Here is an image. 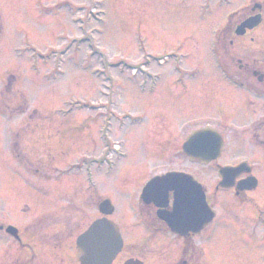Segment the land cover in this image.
<instances>
[{
	"label": "rangeland",
	"instance_id": "374dc122",
	"mask_svg": "<svg viewBox=\"0 0 264 264\" xmlns=\"http://www.w3.org/2000/svg\"><path fill=\"white\" fill-rule=\"evenodd\" d=\"M229 2L231 8L248 0H235L233 5L232 0ZM195 10L185 0H0V222L20 227L33 219L44 223L50 218L65 220L62 209L67 205L88 210L86 218L93 215L87 206L84 180L75 179V184L67 190L65 184L57 183L52 193H48L45 175L31 177L20 160L31 157L34 165L45 172L46 165L50 167L49 160L63 168L79 163L86 155L93 157L102 146L96 131L101 124L98 113H102V118L106 113H115L112 124H121L114 132L121 146L116 156L118 188L108 192V180L103 179L101 197L111 196L116 206L112 217L121 224L125 236L122 256L139 255L148 264H176L183 248L181 240L159 234L144 242L142 229L130 228L129 222L136 219L134 211L131 215L134 192L140 193L144 180L171 168L191 169L201 176L209 170L199 164L190 165L180 146L192 128L208 121L213 109L210 118L215 125L223 126L228 138L223 160L237 161L250 156L254 161L257 151L253 148L256 133L241 131L237 124L243 122L237 116L227 119V124L222 121L226 116L216 111L221 105L214 101L215 89L207 93L213 98L208 109L198 95L172 102L171 108L186 105L192 111L174 112L163 111L162 107L170 106L162 104L166 97L160 89L158 96H152L135 84V80L141 82L148 77V70L152 76L163 72L167 79L176 75L170 63L160 65L159 57L174 47L166 42L167 35L189 29L193 34L201 33L196 28L203 19H195ZM155 32L165 36L152 37ZM204 43L207 42L202 36L186 61L188 67L197 66L200 72L204 69L197 74L198 81L207 75V65H211L212 59L209 46ZM231 51L237 53L239 47ZM166 93L173 98L172 91ZM99 101L103 103L102 110L95 105ZM188 101L193 105L187 104ZM121 112L131 114L135 120L120 116ZM164 124L173 126H166L172 129L167 132L170 140L160 150L158 139L163 142L167 134L146 131L145 126L156 128ZM229 124H235L240 131L230 130ZM145 132L151 136V139L148 137L151 152L144 148L148 144ZM123 163L131 166L133 178H121ZM24 177L41 189V192L34 191L37 195L32 193L28 202L23 196L30 197L29 185L23 186L20 179ZM260 178L261 185L254 196L264 206V173ZM28 203L31 208L26 209ZM217 208L218 217L223 215L222 221L214 224L213 232L208 231L205 243L197 238L194 247L200 246L195 250L198 256H207L211 264H257L258 254L264 264V244L256 247L252 242L242 241L239 218L232 213L226 216L223 209ZM219 220L220 217L216 219ZM228 226H232L231 231L227 230ZM79 228H66L73 229L69 240ZM2 237L0 254L5 253L7 263L14 259L17 248L12 239ZM64 241L66 256L70 257L74 249ZM60 243L58 240L53 245ZM44 249L39 251L44 253ZM61 253L60 249L52 253L53 264H64L56 262Z\"/></svg>",
	"mask_w": 264,
	"mask_h": 264
},
{
	"label": "flooded vegetation",
	"instance_id": "af4514ba",
	"mask_svg": "<svg viewBox=\"0 0 264 264\" xmlns=\"http://www.w3.org/2000/svg\"><path fill=\"white\" fill-rule=\"evenodd\" d=\"M190 1H192L191 4L189 3ZM224 1L227 2V5H225ZM185 2L196 7V12H193L195 19L202 18L203 21L196 28L201 32L200 34H193L191 32L192 29H189L183 32L177 31L165 37L167 38L166 42L174 47L165 50L164 54L159 57V63L160 65L170 63L176 75L167 79L164 78L165 75H163V72L158 71L157 76H152L150 74L151 71L148 70V77L141 82L135 80V84L141 90H144L152 96H158L157 93L160 89V92H162L161 95L166 97L163 98L164 103L162 102V104L170 106L169 108L162 107L163 111L174 110V112L192 111V108L186 105L179 108H171L172 102L175 100L182 102L185 98L190 99L198 95H200L202 102H204L203 104L208 109L212 105L211 101L213 98L209 97L207 93L215 89L217 95L214 101L221 105L216 111L220 116H226L222 121L227 124V119H232V117L237 116L243 122L241 125L237 124L241 128V131H252L256 133V135L253 134L256 141V143H253V148L255 147L257 150L254 156L255 160L252 161L250 156L237 161L223 160L227 149L228 138L222 129L223 126L218 123L215 125L212 118H210L215 111L213 109L211 114L208 115V121L192 128L180 146L190 165L195 166L199 164L200 167H208L209 170L203 171L202 173L204 174L201 176L191 169L171 168L167 171L154 174L144 180L141 188L139 187L140 193L134 192V197L132 196L131 215L133 216L134 211L136 219L130 221L129 226L132 229H142L140 233H142L141 238L144 242L151 241L159 234H168L175 239L181 240L183 242V248L176 264H199V261L201 264H211L210 258L207 256L202 254L200 257L198 256L195 250H198L200 246L194 247V244L198 237L205 243L208 231L213 232L214 224L222 221L223 215L219 216V221H216L219 218V209L217 206L224 210L226 216L232 213L239 218V232L243 237L242 241L247 243L252 242L256 244V247L257 244H264V206L262 201L258 202L259 197L254 196V192L261 185L260 176L264 173V137L260 134H264V0H248L247 3L238 2L237 5L231 8H229V0H185ZM232 3L234 4L235 0H232ZM191 10L193 11V9ZM179 17L182 18L183 14ZM158 36L165 35L155 32L152 37ZM202 36L207 42L204 43L205 46L206 44L209 46L212 59L211 65H207V75L198 81L200 77V75L197 76L200 72L199 67H188L186 61L192 56L196 43L201 41ZM169 45L164 46L169 47ZM237 47H239L237 53L231 51ZM162 61L164 62L162 63ZM202 72H204V69H201L200 73ZM159 79L161 80L158 81ZM166 91H172L173 98L167 96ZM189 103L191 102L188 101L187 104ZM113 104H115V101H113ZM98 109L101 110V107H98ZM162 109L160 108V112ZM98 114L101 115V124L97 127L96 131L99 140L102 142V146L97 153L93 154V157L86 155L80 158L81 161L79 163H74L63 168L49 160L50 167L48 168L46 165L45 172H42L40 167L34 165L33 158L31 157L24 161L20 160L21 165H24V168L27 170L26 173L31 177L39 174L45 175V179L49 185V188H47L48 193L50 191L52 193L53 189H55L53 187L57 183L65 184V190H67L75 184V179L79 181L82 179V182L84 180L82 186L88 194L86 199L88 201L87 206L93 210L94 214L86 218L85 213L88 210L67 205L62 209L63 216L66 217L65 220L50 218L49 222L44 223L41 220L33 219L20 227L17 224L4 223V221L0 222V235L3 236L2 239L9 237L17 248L14 259H10L7 263L4 257L5 253H1V264H53L52 253L58 249L62 251L60 255L61 260L58 257L56 262L82 264L81 257L83 256V252L77 244L78 237L86 232L95 220L104 216L102 212L104 207L102 206V201L105 198H111L108 195L101 197L102 180H108L106 183L108 184V192L118 188V174L115 176L118 168L116 156L121 146L117 145L114 132L121 124H112L113 118L116 116L115 113H112V115L104 114L103 118L102 113ZM119 114L120 116H131V114L123 112ZM256 115H259V118H254ZM132 119L135 120L134 117ZM164 125V127L157 126L156 128L152 125L145 126L146 131L163 132L165 136L167 134L163 142H160L161 139H158L160 150L166 148V142L170 140V135L167 132H170L172 129L166 126H173L172 124ZM206 126L215 128L221 136L222 149L220 156L208 162L202 161L199 158L191 159L183 150V144L190 133ZM240 128H236L235 124H229V129L232 131H240ZM145 135L151 139V136L147 132H145ZM207 136L204 135L208 141L211 143L215 142L213 137ZM77 137L75 135V139ZM149 138L148 141L145 139V142L148 144L144 148L147 151L149 149V152H151ZM75 139L72 138V140ZM194 141H197V139ZM17 158L21 159L20 156H17ZM243 162L245 166L241 172L234 171L236 174H229L227 179H224L223 174L220 172L221 167L227 165L237 166ZM125 164H122L124 166L122 167L121 178L126 177L127 179H131L134 176V172L131 166ZM134 170L136 169L134 168ZM171 170L185 172L201 183L205 190L209 206L215 210L214 218L205 227L198 229L197 220H191V214L189 218L187 213H182L175 220V227L177 229L175 231L170 222L160 216L162 212L164 214L175 212L176 189H168L166 193L158 192V189H151L147 196H142L145 185L153 176ZM251 177H254L255 180H250L249 178ZM20 179L23 186L29 185L27 187L29 188L28 194L30 197L26 198V196H23L26 200L32 198V193L37 195V191L41 192V189L37 188L38 184H33L28 177ZM122 179L121 181L124 183ZM177 184L183 186L186 190H189L192 186L190 179L187 178L180 182L166 181L161 187L165 189L167 186H177ZM251 185L254 186L251 187ZM65 190L63 192L67 193ZM76 191H78V187H76ZM186 193L189 196L186 197L185 201L190 203L193 200L190 194L192 192L186 191ZM19 198H22L20 194ZM134 198L137 200L136 202H134ZM29 204L26 209L31 208ZM51 211L49 210V212ZM115 211L107 214V216L118 224L124 241L121 250L112 260L111 264H141V262L148 264L139 255L122 256L125 247V236L121 229V224L112 217ZM55 226L59 228L55 229ZM68 226L73 229L80 227L75 232V234L77 233L76 235L72 234L71 240H69V233L73 229H66ZM227 230L231 231L232 226H228ZM131 233L133 234V231ZM66 238L67 240L64 241ZM58 240H61L60 244L63 245V248L60 247V244L54 246ZM63 241L69 244L68 247L74 249L70 257L66 256ZM42 247H45L44 253L39 251ZM256 256L258 259L257 264H262V259H260L258 254Z\"/></svg>",
	"mask_w": 264,
	"mask_h": 264
},
{
	"label": "water",
	"instance_id": "95a60500",
	"mask_svg": "<svg viewBox=\"0 0 264 264\" xmlns=\"http://www.w3.org/2000/svg\"><path fill=\"white\" fill-rule=\"evenodd\" d=\"M204 135L213 137L215 142L211 143L206 137H204ZM195 139H197V141H194ZM184 149L193 157L198 156L205 160L216 158L220 155L222 149V139L216 129L206 126L196 130L189 136L184 144ZM244 166L245 163H241L238 166L222 167L221 172L224 179H227V176L234 173V171L241 172ZM187 178H189L192 183V186L190 187L192 193L190 194L192 195L193 200L190 203L185 201L188 195L185 193L186 189L183 186L182 188L177 184V186L172 185L165 188V191L169 188L176 189L175 212H170L169 214H164L162 212L160 213V216L170 222L175 230H177L175 227V220H177L178 216L182 213H187L189 218L191 214V220L196 219L199 228L204 226L206 222L210 221L215 215L213 208L209 207L207 204L201 184L188 174L170 171L153 177L147 183L143 191L144 197L148 195L151 189H158V192H160L162 189L161 186H163V183L166 181L180 182ZM249 179L255 180L254 177ZM252 186L254 185H251V187ZM102 206H104L103 211L106 213L112 212L114 208L110 199L104 200ZM105 221H108L109 223ZM78 245L83 252V256L81 257L82 264H111L115 255L121 249L122 237L118 230V226L112 220L102 218L95 221L89 230L79 236ZM141 264H143V262H141Z\"/></svg>",
	"mask_w": 264,
	"mask_h": 264
}]
</instances>
